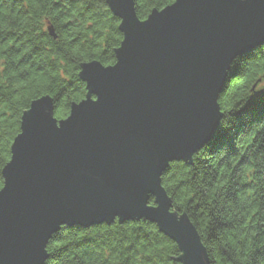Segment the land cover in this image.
<instances>
[{"label":"water","instance_id":"95a60500","mask_svg":"<svg viewBox=\"0 0 264 264\" xmlns=\"http://www.w3.org/2000/svg\"><path fill=\"white\" fill-rule=\"evenodd\" d=\"M108 5L122 33L115 62L81 65L86 95L67 117L45 95L20 118L0 171V264H42L61 226L138 220L178 246L180 264H209L161 175L212 139L231 62L264 43V0H176L144 20L134 0Z\"/></svg>","mask_w":264,"mask_h":264},{"label":"trees","instance_id":"16d2710c","mask_svg":"<svg viewBox=\"0 0 264 264\" xmlns=\"http://www.w3.org/2000/svg\"><path fill=\"white\" fill-rule=\"evenodd\" d=\"M108 1L0 0V171L33 100L51 97L63 119L85 98L81 65L115 62L122 33ZM174 1L134 0L136 16ZM217 103L212 139L191 162H171L161 185L195 226L209 264H264V43L231 62ZM45 249L42 264H180L181 254L145 220L61 226Z\"/></svg>","mask_w":264,"mask_h":264}]
</instances>
